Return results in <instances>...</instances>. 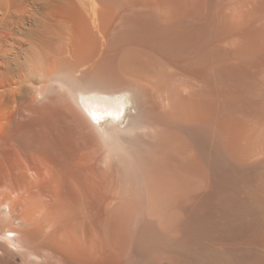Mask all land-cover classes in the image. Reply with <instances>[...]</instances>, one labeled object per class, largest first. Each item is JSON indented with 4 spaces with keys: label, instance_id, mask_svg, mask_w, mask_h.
<instances>
[{
    "label": "bare ground",
    "instance_id": "obj_1",
    "mask_svg": "<svg viewBox=\"0 0 264 264\" xmlns=\"http://www.w3.org/2000/svg\"><path fill=\"white\" fill-rule=\"evenodd\" d=\"M0 264H264V0H0Z\"/></svg>",
    "mask_w": 264,
    "mask_h": 264
}]
</instances>
